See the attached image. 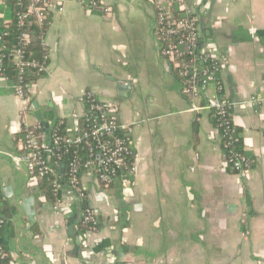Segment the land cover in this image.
<instances>
[{
    "label": "crops",
    "instance_id": "crops-1",
    "mask_svg": "<svg viewBox=\"0 0 264 264\" xmlns=\"http://www.w3.org/2000/svg\"><path fill=\"white\" fill-rule=\"evenodd\" d=\"M89 1L65 0L63 12L49 15L46 70L30 94L32 123L0 82V193L14 210L5 230L11 264L105 261L75 250L80 212L67 202L55 212L12 160L24 124L52 114L71 126L86 108L79 101L86 92L117 104L134 152L132 174L112 188L86 179V202L99 210L91 243L104 244L118 264H264V0L200 4L202 38L225 59L218 81L251 161L241 173L227 171L211 114L189 112L159 53V0H99L107 13L88 8ZM119 83L131 87L128 98H120Z\"/></svg>",
    "mask_w": 264,
    "mask_h": 264
},
{
    "label": "built area",
    "instance_id": "built-area-1",
    "mask_svg": "<svg viewBox=\"0 0 264 264\" xmlns=\"http://www.w3.org/2000/svg\"><path fill=\"white\" fill-rule=\"evenodd\" d=\"M212 0H159L155 2L154 34L159 45V53L167 62L178 80L183 97L189 102V112L197 113L206 109L217 122L216 130L221 140L226 168L234 173H241L251 165L249 158L239 150L240 138L233 121L232 103L222 96L219 76L225 63L217 45L210 40H203L201 33L200 4ZM13 4L15 27L20 30L17 48L10 54V61L16 68L17 83L12 88L23 107L21 114L31 108L32 84L27 91L22 87L23 76L28 69L46 70L47 51L44 46V34L40 43L44 50V64H39L25 57V46L29 43V31L35 26L44 28L48 25L51 13H61L65 0H0V19H5L1 10ZM88 8H99L107 13L108 8L99 0H90ZM7 32L3 34L6 36ZM1 41V37H0ZM7 46L0 47V65L5 58ZM0 82L9 85V79L0 67ZM215 87L214 95L209 97L210 88ZM10 88V86H8ZM11 89V88H10ZM27 92V93H26ZM205 99V105L200 101ZM85 105L80 114L72 116L73 124L64 125V134L57 127L51 130L49 138L42 131L40 122L31 126L23 125L17 153L12 156L16 169H23L29 179V186L34 187L42 181L51 185L53 195L58 198L52 209H59L63 202L71 206L87 201L86 179L92 178L101 187L114 185L119 178L132 174L134 152L131 141L124 135L126 126L120 123L118 106L115 102L99 101L91 92H86L79 99ZM251 103L256 99L251 98ZM63 123L60 122L59 125ZM80 148L83 155L76 153ZM73 152V157L65 164L64 175L58 168L65 155ZM63 166H61V170ZM59 196V197H57ZM63 212V211H62ZM67 215V214H66ZM99 210L86 205L82 210L79 223L83 232L79 237V248L85 259L103 258L102 264H118L117 257L110 251L98 249L99 244L91 243L90 238L98 232ZM5 219L0 214V230ZM11 255L0 242V264ZM11 264V261L9 262ZM33 264V263H30Z\"/></svg>",
    "mask_w": 264,
    "mask_h": 264
},
{
    "label": "trees",
    "instance_id": "trees-1",
    "mask_svg": "<svg viewBox=\"0 0 264 264\" xmlns=\"http://www.w3.org/2000/svg\"><path fill=\"white\" fill-rule=\"evenodd\" d=\"M17 9L18 8L13 6V4H10L9 6H7V8L5 10L4 9L1 10L5 15V19L10 20L11 22L4 23L3 20L0 19V37H1L0 47L7 46V49L3 51L5 58L2 60V64L0 65V67L3 69L4 74L9 79V83H8L9 85L8 86H10L11 90L14 86H16L17 72H18L16 70V68L14 67V65L12 64V62L10 61L11 52L18 47L17 46V44H18L17 37L20 34V30L15 27V22H14L15 21L14 20L15 12L17 11ZM46 29H47V26H45L44 28H38V27L33 26L29 31V37H30L29 43L25 46V57L30 58L31 60H34L36 62H39V64H44V60H43L44 50L41 46L39 39H40V36H42V34H44ZM6 32H7V35L3 36V34ZM42 74L43 73L38 72L37 69L26 70L25 74L23 76L24 79H23L22 87L27 91V89L32 84H35L37 82V80L42 76ZM59 121L60 120L55 118L52 114H47V116L45 118L40 117L39 122L42 125V131L45 133V136L47 137L46 139L49 138L51 130L55 129L57 127L60 129V133L64 134L65 123H63L62 125H59L60 124ZM212 122L216 126L217 122L215 121V119L212 118ZM46 125H47V128H46ZM237 133H238V131H237ZM21 137H22V131L20 132L17 139L21 140ZM239 150L241 151L240 144H239ZM75 151H76V153L83 155V152H81L82 150L80 148L76 149ZM72 157H73V152L69 153L68 155H65L63 157V160L60 163V166L58 168V171L60 174L64 175L65 164ZM61 166H63L62 170H61ZM227 171L234 173L230 168H227ZM120 179L121 178H119L118 180H120ZM116 182L114 183V185L116 184ZM114 185H111L108 187H103V188L110 189ZM38 187L43 192L47 202L51 205L55 204V202L58 198H56L53 195L50 183L47 181H42L41 183H39ZM57 197H59V196H57ZM1 198L2 197H1V193H0V214L5 219V223L3 224V226L0 230V242L3 245L4 250L8 254H10L11 251L9 249L8 238H6V235H5V230L7 229V226L9 225V219L14 214V210L12 208H10L6 203H4ZM86 205H87V202H82V203H78L77 205L74 206V212L75 213L80 212L79 218L81 217L82 210L85 208ZM77 230H78L79 234H81L83 232V228L81 227L80 223L77 225ZM9 235H10L9 237H12L11 234H9ZM103 247H104V244L101 243L99 245L98 249H102ZM10 261H11V258H8L3 264H9Z\"/></svg>",
    "mask_w": 264,
    "mask_h": 264
},
{
    "label": "water",
    "instance_id": "water-1",
    "mask_svg": "<svg viewBox=\"0 0 264 264\" xmlns=\"http://www.w3.org/2000/svg\"><path fill=\"white\" fill-rule=\"evenodd\" d=\"M117 90L119 91L120 98L126 99L129 96V92L131 91V87L129 85L119 83V84H117ZM34 107H36V103H34ZM46 128H47V125H46ZM75 220H76V216H74L73 219L70 221V227L68 229L69 235H72V233H73L72 232L73 231L72 225L74 224ZM78 246H79V239H76V247H75L76 251L78 249Z\"/></svg>",
    "mask_w": 264,
    "mask_h": 264
},
{
    "label": "rangeland",
    "instance_id": "rangeland-1",
    "mask_svg": "<svg viewBox=\"0 0 264 264\" xmlns=\"http://www.w3.org/2000/svg\"><path fill=\"white\" fill-rule=\"evenodd\" d=\"M35 111L34 109H29V112L27 113L25 119L28 123H32L34 120H33V115H34Z\"/></svg>",
    "mask_w": 264,
    "mask_h": 264
},
{
    "label": "clouds",
    "instance_id": "clouds-1",
    "mask_svg": "<svg viewBox=\"0 0 264 264\" xmlns=\"http://www.w3.org/2000/svg\"><path fill=\"white\" fill-rule=\"evenodd\" d=\"M9 195H11V194L9 193Z\"/></svg>",
    "mask_w": 264,
    "mask_h": 264
}]
</instances>
